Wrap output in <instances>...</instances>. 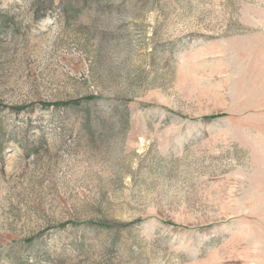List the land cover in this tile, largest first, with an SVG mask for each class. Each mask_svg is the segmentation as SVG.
<instances>
[{
	"label": "rangeland",
	"instance_id": "rangeland-1",
	"mask_svg": "<svg viewBox=\"0 0 264 264\" xmlns=\"http://www.w3.org/2000/svg\"><path fill=\"white\" fill-rule=\"evenodd\" d=\"M52 1L0 0V264H264V0Z\"/></svg>",
	"mask_w": 264,
	"mask_h": 264
},
{
	"label": "trees",
	"instance_id": "trees-1",
	"mask_svg": "<svg viewBox=\"0 0 264 264\" xmlns=\"http://www.w3.org/2000/svg\"><path fill=\"white\" fill-rule=\"evenodd\" d=\"M52 2H53L52 0H48L49 5H52ZM85 99H87V98H85ZM80 100L81 99H71V100L60 101V102H56L54 104L52 103V106H55V107H58V106H63V107L74 106V105L79 104ZM41 106L48 107L49 104H41ZM25 108H26V105H19V106L11 107V109L14 110L15 112L24 110ZM100 224H101V226L106 227V228L110 226V223L108 221H102Z\"/></svg>",
	"mask_w": 264,
	"mask_h": 264
}]
</instances>
